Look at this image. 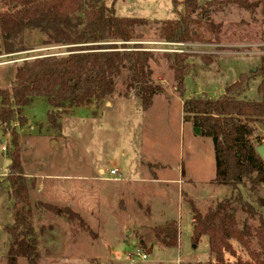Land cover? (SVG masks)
Segmentation results:
<instances>
[{
    "label": "rangeland",
    "instance_id": "rangeland-1",
    "mask_svg": "<svg viewBox=\"0 0 264 264\" xmlns=\"http://www.w3.org/2000/svg\"><path fill=\"white\" fill-rule=\"evenodd\" d=\"M173 1L117 0L118 16L148 22L136 28L137 42L131 43L154 56L151 81L162 88L148 112L141 110L135 91L129 89L130 73L124 69L114 94L99 104L53 110L46 99L36 97L24 110V125L18 115L10 127L0 124V264H8L13 241L8 229L14 225L15 200L7 179L14 166V129L40 264H217L207 237L198 245L192 241L189 201L206 214L226 200H232L238 229L250 230L251 237L246 238L250 250L231 241L235 254H226L224 264L264 262L256 237L264 219V182L256 183L254 174L237 190L219 186L213 142L198 136L194 115L184 113L191 99L218 100L242 75L248 79L246 91L235 95L248 102L261 99L264 0H195L203 9L191 14L199 24L193 26L199 40L184 46L161 38L163 22L177 17ZM176 1L177 12L188 15L185 0ZM112 2L104 0L107 6ZM4 10L0 5V13ZM45 39L39 30L27 31L23 42L15 41V48L24 51L0 55V89L13 88L16 69L25 62L69 54V47L44 45ZM176 56H189L191 65L183 90L172 68ZM251 125L258 147L257 138L264 144V124ZM113 169L119 170V181L111 179ZM154 176L157 180L145 181ZM245 203L255 208L256 217L243 211ZM171 222L178 226V246L165 249L155 230ZM18 264L28 261L20 259Z\"/></svg>",
    "mask_w": 264,
    "mask_h": 264
},
{
    "label": "trees",
    "instance_id": "trees-1",
    "mask_svg": "<svg viewBox=\"0 0 264 264\" xmlns=\"http://www.w3.org/2000/svg\"><path fill=\"white\" fill-rule=\"evenodd\" d=\"M173 3L177 17L163 22L161 38L167 43L177 44L198 41L199 34L193 26L199 24L192 20L191 14L202 8L195 0H185L188 15H183L177 12L178 1ZM239 4L248 9L245 4ZM0 5L5 9L0 13V55L24 51V47L15 48V41L23 42L25 33L30 30H39L45 35L44 45L69 47L66 57L38 58L17 67L13 88L0 89L1 125L10 127L16 115L24 125V110L36 97L46 99L53 110L62 109L65 105L83 108L99 104L114 94L116 81L124 69L130 73L129 89L135 91L143 112L150 110L155 96L161 93L162 88L151 81L149 64L154 56L141 44H131L137 42L136 28L147 25L146 19L120 17L115 3L107 6L104 0H0ZM188 57L176 56L172 64L180 90H183L184 79L191 69ZM258 73L261 77L259 101L239 100L235 95L237 91L238 95L246 91L243 85L248 79L242 75L240 81L218 100L197 97L184 106L186 117L194 115L195 128L213 142L215 181L219 186L237 190L244 179L254 174L257 175L256 183L264 182V162L256 152L257 147L253 143L255 130L251 125L264 124V56ZM49 121L54 122L53 115L49 116ZM257 140L259 145H263L259 138ZM12 147L10 158L14 166L7 180L15 200V214L14 225L8 229L13 241L7 263L18 264L20 259H26L28 264H40L29 188L21 166L15 129L12 131ZM231 203L232 200L220 202L216 208L203 214L193 201H189L192 241L198 245L203 237H207L210 253L217 264H224L226 254H235L231 244L233 240L250 250L246 238L251 237V232L238 229L236 210ZM243 211L251 218L257 216L255 208L248 203L243 205ZM155 234L166 248L178 246L176 222L156 229ZM256 237L264 252V219H261ZM251 254L256 256L253 252Z\"/></svg>",
    "mask_w": 264,
    "mask_h": 264
},
{
    "label": "built area",
    "instance_id": "built-area-1",
    "mask_svg": "<svg viewBox=\"0 0 264 264\" xmlns=\"http://www.w3.org/2000/svg\"><path fill=\"white\" fill-rule=\"evenodd\" d=\"M178 45H181V46H184L185 44H178ZM119 170L118 169H113L110 171V177L111 179H114L116 181H119L120 178L118 177L119 175ZM102 174L104 175L105 172L103 171ZM139 256L143 259V260H147L148 259V255L147 254H139Z\"/></svg>",
    "mask_w": 264,
    "mask_h": 264
},
{
    "label": "water",
    "instance_id": "water-1",
    "mask_svg": "<svg viewBox=\"0 0 264 264\" xmlns=\"http://www.w3.org/2000/svg\"><path fill=\"white\" fill-rule=\"evenodd\" d=\"M195 133L198 135V136H201V131L199 128H195ZM256 152L257 154L260 156V158L263 160L264 162V144L263 145H260L256 148ZM10 164V161H7V165Z\"/></svg>",
    "mask_w": 264,
    "mask_h": 264
},
{
    "label": "crops",
    "instance_id": "crops-1",
    "mask_svg": "<svg viewBox=\"0 0 264 264\" xmlns=\"http://www.w3.org/2000/svg\"><path fill=\"white\" fill-rule=\"evenodd\" d=\"M114 3H115V8H116L117 0H113L112 4H114ZM112 4H111V5H112ZM116 12H117V9H116ZM103 171H104V170H101V173H102ZM153 178H155V179H146L145 181H146V182H149V181H155V180H157V177L154 176ZM166 223H167V222H166ZM165 249H169V248H166V247H165ZM181 262H182V260H178V261H177L178 264H181Z\"/></svg>",
    "mask_w": 264,
    "mask_h": 264
}]
</instances>
